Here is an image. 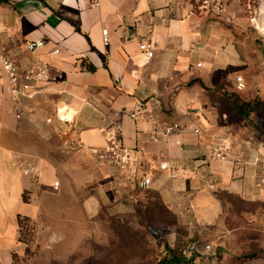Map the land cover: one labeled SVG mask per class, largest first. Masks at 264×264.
Returning <instances> with one entry per match:
<instances>
[{"label":"crops","instance_id":"1","mask_svg":"<svg viewBox=\"0 0 264 264\" xmlns=\"http://www.w3.org/2000/svg\"><path fill=\"white\" fill-rule=\"evenodd\" d=\"M208 7L207 0H0V54L26 78L45 67L49 74L46 84L23 79L37 91L16 106L0 76V264L25 254L18 216L31 220L35 249H51L62 263L68 256L59 248L75 232L101 245L97 232L134 222L154 201L198 229L219 219L221 194L264 198V118L255 112L264 103L261 68L245 31ZM39 40L44 46L29 52ZM145 42L150 61L139 49ZM237 77L259 88L238 92ZM235 104L251 108L241 114ZM169 123L182 130L153 139ZM117 127L124 146L139 151L149 191L92 153ZM225 147L234 162L209 159ZM162 162L178 177L160 171Z\"/></svg>","mask_w":264,"mask_h":264},{"label":"rangeland","instance_id":"2","mask_svg":"<svg viewBox=\"0 0 264 264\" xmlns=\"http://www.w3.org/2000/svg\"><path fill=\"white\" fill-rule=\"evenodd\" d=\"M207 1L208 9L231 18L226 26L245 31L251 59L262 70L258 78L264 82V0ZM259 85H246L244 91H255ZM255 112L264 118V103ZM250 193L248 198L219 195L223 205L219 219L198 229L182 224L154 201L137 212L134 222L131 217L128 222L120 221L119 230L97 232L101 245L90 246L87 232H75L67 246L59 248L68 256L62 263L53 260L51 249H35V228L32 222L25 223L22 240L29 251L22 257L15 255L13 264H159L170 250L180 256L181 264H264V198Z\"/></svg>","mask_w":264,"mask_h":264},{"label":"built area","instance_id":"3","mask_svg":"<svg viewBox=\"0 0 264 264\" xmlns=\"http://www.w3.org/2000/svg\"><path fill=\"white\" fill-rule=\"evenodd\" d=\"M92 8H99L100 3L98 1H93L91 4ZM109 33L107 30L102 31L103 44L105 46L109 45ZM44 46L42 40L28 44L27 50L31 53L39 50ZM141 54H143L148 61L153 58V47L150 42H145L139 47ZM58 51H55L54 54H58ZM201 67L200 64L197 65V68ZM0 76H4L8 85V94L10 100L14 106L19 105L20 102L24 99L32 98L37 91V87L28 83H22L23 79L25 80H34L42 84L49 82V74L47 68H43L39 72L31 73L29 77H25L22 74L19 66L10 58L0 54ZM236 91L243 92L246 89V83L243 77H237L235 79ZM195 112L194 110L190 111ZM132 118H136L137 115L134 113L131 115ZM47 123H51V120H47ZM182 130V126L179 123H169L165 124L163 131L161 133L153 134V139L156 141L167 139L168 137L176 134ZM196 135L200 134V130L196 129L194 131ZM92 153L98 155L99 159L108 163L110 168L113 170L114 174L117 177L122 179L129 180L131 182H137V186L142 191H149L151 189L152 180L148 176H141L138 172V155L139 151L134 149H128L124 146L121 130L117 127L116 132L109 134L106 137V146L103 148L101 153H98L95 150H92ZM210 160H218L221 162H234V156L231 153L229 147L212 150L210 153ZM159 170L162 172H168L170 179H175L178 177L177 171H173L169 163L162 162L159 164ZM58 187V184H55V188ZM213 190V186L210 187Z\"/></svg>","mask_w":264,"mask_h":264},{"label":"trees","instance_id":"4","mask_svg":"<svg viewBox=\"0 0 264 264\" xmlns=\"http://www.w3.org/2000/svg\"><path fill=\"white\" fill-rule=\"evenodd\" d=\"M94 70H95L94 68H91V71H94ZM258 104L259 103H256V106ZM235 105L237 107V110L241 114L243 113V108L245 107L251 108L250 104H243V105L235 104ZM24 201L28 202V198L26 196H24ZM25 223H31V220L26 217L18 216V225H19V233H20L19 241L26 245L25 254H28L29 245L22 240ZM181 263L182 262H181L180 256H178L174 250H170L168 253V256H166L159 264H181Z\"/></svg>","mask_w":264,"mask_h":264}]
</instances>
